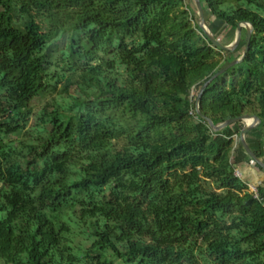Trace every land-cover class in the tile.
<instances>
[{"label":"trees","instance_id":"1","mask_svg":"<svg viewBox=\"0 0 264 264\" xmlns=\"http://www.w3.org/2000/svg\"><path fill=\"white\" fill-rule=\"evenodd\" d=\"M202 1L213 33L214 21L255 31L201 110L264 129V0ZM196 12L192 0H0V264H264V179L247 177L264 168L236 144L245 123L215 132L197 111L202 85L245 50L214 46ZM62 79V100L36 109Z\"/></svg>","mask_w":264,"mask_h":264},{"label":"water","instance_id":"2","mask_svg":"<svg viewBox=\"0 0 264 264\" xmlns=\"http://www.w3.org/2000/svg\"><path fill=\"white\" fill-rule=\"evenodd\" d=\"M192 2L195 5V8L197 10V20L199 23V26L201 27L204 35L208 38V40L217 48L220 50L224 51H231V52H236L242 45L243 42V36H244V27L247 28V33H248V42H247V47L245 49V52L243 55L219 70L216 74H214L209 80H207L201 87L200 93L198 95L197 99V111L198 114L201 118H203L208 125L212 128L213 131L218 132L223 130L224 128L237 124L239 122H244L245 123V128L241 131V136L240 140L245 148L246 152L248 155L259 165H261L264 168V161L258 157V155L255 153V151L252 149L250 146V143L248 142V135L250 132L256 130L259 128L263 121L258 115H251V114H245L237 118H232L225 120L223 122H214L211 118L207 117L203 111L201 110V100H202V95L205 91V89L209 86V84L217 77L222 75L223 73L227 72L228 70L232 69L236 65L244 62L250 52L251 49V41L253 38V34L255 31V25L252 21L248 20H243L239 23L237 27V35L235 41L230 44V45H225L219 39L217 36L213 33L211 27L209 26L206 17H205V9H204V4L202 0H192ZM254 119V123H249L250 120ZM197 123H200V120H197ZM252 186V184H251Z\"/></svg>","mask_w":264,"mask_h":264},{"label":"rangeland","instance_id":"3","mask_svg":"<svg viewBox=\"0 0 264 264\" xmlns=\"http://www.w3.org/2000/svg\"><path fill=\"white\" fill-rule=\"evenodd\" d=\"M213 27H214L215 35L217 36L218 39H220V41L223 44L230 45L235 41L236 35H237V28H227L226 24L222 23V21H219V22L214 21ZM245 35L246 34L244 33L243 42H242V45L240 47L244 50L246 49L245 42H244V39H246ZM62 49L63 48L55 42L54 46L51 47V49L48 53V56L50 57V59L52 60V62L54 64V66H52L50 68L53 71H55L57 69L55 64L60 59V56H61L62 51H63ZM237 56H238V53H236L234 58H236ZM57 70L60 71V69H57ZM65 82L66 81L63 79L59 80V82L57 83V88L55 90H53V92L51 94H49L48 97L35 100V102H34L35 108L36 109L38 107L41 108L43 106V104H45L47 101L54 99V97H57L58 99L62 100V97L66 95V92L64 91ZM70 91H71V93H76L75 88H71ZM62 102H64V101H62ZM250 134H251V132H250ZM15 138L16 137H9V139H15ZM250 139H251L254 147L259 148L260 144L264 143V129H261V127L257 128L256 131H254L253 134H251ZM236 144L239 147L240 153L242 155L245 154V151H244L245 149L243 148L241 140L238 137L236 138ZM239 174L246 177V174H243V172H239ZM247 177H248V179H250L252 181L251 176L247 175ZM263 179H264V176H263ZM252 189L257 191L258 188L256 185V181H255V183H252ZM82 241H83L82 236L78 237L77 242L80 244V242H82ZM115 264H120V262L118 260H115Z\"/></svg>","mask_w":264,"mask_h":264},{"label":"crops","instance_id":"4","mask_svg":"<svg viewBox=\"0 0 264 264\" xmlns=\"http://www.w3.org/2000/svg\"><path fill=\"white\" fill-rule=\"evenodd\" d=\"M194 4V3H193ZM195 6V5H194ZM248 166V164L247 163H245V162H243V163H241L240 164V168L241 169H243V168H246ZM253 174H254V176L253 175H249V176H251L252 177V179H254V180H257V181H262V179H263V177H262V175H260V174H256V172H253V171H251ZM251 174V173H250ZM258 175V176H257ZM252 184V183H251Z\"/></svg>","mask_w":264,"mask_h":264},{"label":"bare ground","instance_id":"5","mask_svg":"<svg viewBox=\"0 0 264 264\" xmlns=\"http://www.w3.org/2000/svg\"><path fill=\"white\" fill-rule=\"evenodd\" d=\"M254 122H255V120H254V119H252V120H250V121H249V123H254Z\"/></svg>","mask_w":264,"mask_h":264}]
</instances>
